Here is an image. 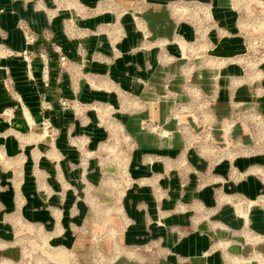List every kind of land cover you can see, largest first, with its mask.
Segmentation results:
<instances>
[{
  "label": "rangeland",
  "instance_id": "374dc122",
  "mask_svg": "<svg viewBox=\"0 0 264 264\" xmlns=\"http://www.w3.org/2000/svg\"><path fill=\"white\" fill-rule=\"evenodd\" d=\"M21 2L56 74L0 131V264H264V0Z\"/></svg>",
  "mask_w": 264,
  "mask_h": 264
},
{
  "label": "crops",
  "instance_id": "0c3cea01",
  "mask_svg": "<svg viewBox=\"0 0 264 264\" xmlns=\"http://www.w3.org/2000/svg\"><path fill=\"white\" fill-rule=\"evenodd\" d=\"M44 6H51L53 0H42ZM21 0H0V131L7 128L37 125L41 118L40 99L44 91L41 84L40 60L31 59L30 79L25 76L22 63L17 57H5L4 49L19 52L23 42L15 28L22 12ZM26 19L32 32L37 35L43 25L38 24L40 13L26 6ZM49 9L48 7H45ZM39 42L31 46L32 51H39ZM54 64L49 65V86H54ZM48 94V92H47ZM45 96H48V95ZM50 94V93H49ZM52 121L62 119L63 112L56 106L46 112ZM56 115V116H55ZM61 122V120H60Z\"/></svg>",
  "mask_w": 264,
  "mask_h": 264
},
{
  "label": "built area",
  "instance_id": "2783aa9c",
  "mask_svg": "<svg viewBox=\"0 0 264 264\" xmlns=\"http://www.w3.org/2000/svg\"><path fill=\"white\" fill-rule=\"evenodd\" d=\"M25 42L27 43H31L32 42V38L26 39ZM12 56V54H8V56ZM17 58L20 60V62L22 63V66L24 68V72H25V76L30 79V66H31V55L27 50H22L18 53ZM39 60L41 63V67H40V74H41V81L45 78L46 73H47V60L44 56H39ZM64 58L62 56H59L58 58V62L61 64L63 62ZM42 108V106H41Z\"/></svg>",
  "mask_w": 264,
  "mask_h": 264
}]
</instances>
